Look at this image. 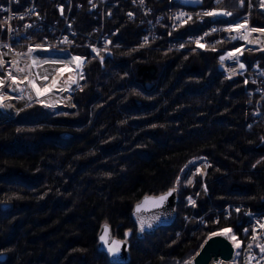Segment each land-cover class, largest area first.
Returning a JSON list of instances; mask_svg holds the SVG:
<instances>
[{
  "label": "trees",
  "instance_id": "1",
  "mask_svg": "<svg viewBox=\"0 0 264 264\" xmlns=\"http://www.w3.org/2000/svg\"><path fill=\"white\" fill-rule=\"evenodd\" d=\"M154 1L161 11L177 5ZM128 7L121 1L108 22L118 32L103 60L86 45L72 47L86 56L73 106L34 102L0 121V264H167L196 253L223 227L241 233L242 215L214 219L227 202L264 211V122L250 123L249 81L225 74L217 49L172 44L206 22L191 17L143 41ZM195 155L210 160L208 193L201 179L193 188L207 224L180 216L184 186L175 221L138 235L135 201L172 187ZM104 221L120 237L131 230L129 262L97 248Z\"/></svg>",
  "mask_w": 264,
  "mask_h": 264
},
{
  "label": "built area",
  "instance_id": "2",
  "mask_svg": "<svg viewBox=\"0 0 264 264\" xmlns=\"http://www.w3.org/2000/svg\"><path fill=\"white\" fill-rule=\"evenodd\" d=\"M121 1L0 0V121L14 117L24 107L13 109L29 84L32 69L38 67L32 61L36 55L70 53L73 61H61L62 69L68 73L78 67L80 80L85 56L73 51V46L86 45L93 55L103 60L118 32V27L108 22ZM125 1L129 4L125 10L127 18L143 26V41L158 38L168 25L172 28L185 25L191 17L206 22L199 32L173 37L172 44L182 48L195 43L217 49L219 66L225 74H243L250 83L247 100L252 116L250 123L264 122V59L261 57L264 24L256 22L264 16V0H167L177 5H167L162 11L157 10L154 0ZM222 42L229 45L224 46ZM252 52L256 56L247 59L244 54ZM47 62L57 61H44L42 65ZM200 163L207 167L208 161L202 158L197 162ZM232 212L245 218L238 234L241 264H264V211L236 200L219 208L214 219L228 217ZM200 218L201 225H206L205 216ZM236 250L237 244L226 259L231 261Z\"/></svg>",
  "mask_w": 264,
  "mask_h": 264
},
{
  "label": "water",
  "instance_id": "3",
  "mask_svg": "<svg viewBox=\"0 0 264 264\" xmlns=\"http://www.w3.org/2000/svg\"><path fill=\"white\" fill-rule=\"evenodd\" d=\"M161 196H165L166 199L160 201ZM178 201L179 195L175 187H170L157 194L142 195L135 201L131 211L137 234L153 233L160 226L171 225L177 217ZM138 206L139 211L137 210ZM219 233L221 232L216 233V235L211 234L204 240L193 256L194 264H210L212 260H218L221 257L226 258L232 253L233 244L231 240L226 234L220 235ZM130 236V229L125 231L123 237L114 234L112 224L109 221H104L97 231V248L105 252L110 261L127 263L131 258ZM101 237L104 239L102 240ZM114 242H118V250L115 253L109 252L108 249L114 246ZM4 257L5 253H0V259Z\"/></svg>",
  "mask_w": 264,
  "mask_h": 264
},
{
  "label": "rangeland",
  "instance_id": "4",
  "mask_svg": "<svg viewBox=\"0 0 264 264\" xmlns=\"http://www.w3.org/2000/svg\"><path fill=\"white\" fill-rule=\"evenodd\" d=\"M80 54L82 56H85V54L83 52H81ZM244 55L246 56L247 54H244ZM65 59H69V61H73V56H71L70 53L51 52V53H46V54H42V55L39 54L38 57L36 55L32 61H33L34 66L36 67V66L42 65L44 61L61 62ZM85 61H86V56H85ZM83 67H84V64H83ZM64 70L65 69H61L62 72H64ZM73 94H74V92H73ZM73 94H72L71 100L61 102V103H58L55 105L49 103L48 101H43L40 99H34L32 102H29L28 104L37 102V103L41 104L43 107L50 109V110L55 109L56 107H60V106H73V104H74ZM27 105H25V106H27ZM2 121H5V120H2ZM202 158H204L208 161L207 167L206 166L203 167V165L201 163H200V165L197 164V162H199ZM209 164H210V160L205 155H195V156L191 157L186 162V164L184 165V168L182 169L180 175L177 176V178L175 179V181L173 183L172 187H175L177 189V192H178V190H180L184 186L187 189L186 192L184 191V193H183V205L186 209H184V211L180 214V216H182L186 221H192L194 223L197 222L200 224L202 223L201 220H203V219L200 218L201 215L196 213V207L198 205V198H197V194L195 193V190L193 188L197 182V179H201V181L203 183L204 191L206 193H208V189L205 185L204 179H205V175L207 173ZM187 168H189V171L185 175V172H186L185 170ZM183 174H184V177H183ZM231 215H234L235 217H239V215H237V212H235V213L232 212L230 214V216ZM221 217H224V216H221ZM218 219H220V218H218ZM225 230H230L227 232L226 235L229 237V239L231 240V242L234 246L237 244V250L234 253L233 259L230 261L228 258L225 260V262L223 264H241L240 252L238 251L239 247H240L239 246L240 240H239L238 234H240V232L237 233V231H234L232 227L226 226V227H223L222 229L217 230L213 233H218V232L222 233ZM213 233H211V234H213ZM232 237H235V240H233ZM195 254L196 253H192L189 256L185 257L184 259H180V258L170 259V262H168L167 264H189V262H191V264H194L192 259H193V256Z\"/></svg>",
  "mask_w": 264,
  "mask_h": 264
},
{
  "label": "bare ground",
  "instance_id": "5",
  "mask_svg": "<svg viewBox=\"0 0 264 264\" xmlns=\"http://www.w3.org/2000/svg\"><path fill=\"white\" fill-rule=\"evenodd\" d=\"M61 69V62H47L33 68L30 81L35 83L36 88L40 89V93L38 94L36 88L32 87V83H29L13 109L25 106L35 98L48 101L54 105L71 100L73 91L80 83V71L78 67L68 73L62 72ZM225 260L226 258L221 257L218 260H212L210 264H223Z\"/></svg>",
  "mask_w": 264,
  "mask_h": 264
},
{
  "label": "snow or ice",
  "instance_id": "6",
  "mask_svg": "<svg viewBox=\"0 0 264 264\" xmlns=\"http://www.w3.org/2000/svg\"><path fill=\"white\" fill-rule=\"evenodd\" d=\"M213 14H214V13H205V15H213ZM227 15H230V13H227ZM253 31H255V29H254ZM230 55H231V54H230ZM74 59H76V60L78 61V60H79V57H76V58H74ZM222 59H223V58H222ZM243 67H244V66L241 65V68H243ZM18 70H19V71H24V69H18ZM45 79H47V77H45ZM13 82L15 83V78H14V77H13ZM0 83H2V82H0ZM29 83H32V82L29 81ZM54 83H55V82H54ZM32 87H33V88H36L35 83H32ZM36 91H37L38 94L40 93V89H39V88H36ZM168 195H171V193H168ZM164 199H166L165 196H161V197L159 198L160 201H163ZM137 210L139 211V206H138ZM228 231H230V230H225L224 232L219 233V234H220V235H225V234H227ZM213 235H216V233H213ZM101 239L103 240L104 237H101ZM232 239L235 240V237H232ZM108 250H109V252H113V253H115V252L118 250V242H114V246H113V247H110ZM262 251H264V249H262ZM189 264H191V262H189Z\"/></svg>",
  "mask_w": 264,
  "mask_h": 264
}]
</instances>
